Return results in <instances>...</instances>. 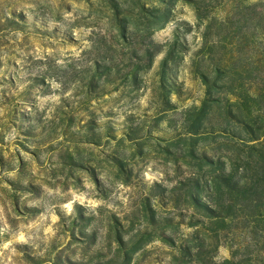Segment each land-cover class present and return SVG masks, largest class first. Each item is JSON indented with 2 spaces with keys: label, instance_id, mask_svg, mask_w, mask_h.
Wrapping results in <instances>:
<instances>
[{
  "label": "rangeland",
  "instance_id": "374dc122",
  "mask_svg": "<svg viewBox=\"0 0 264 264\" xmlns=\"http://www.w3.org/2000/svg\"><path fill=\"white\" fill-rule=\"evenodd\" d=\"M259 87L264 0H0V264H264Z\"/></svg>",
  "mask_w": 264,
  "mask_h": 264
},
{
  "label": "trees",
  "instance_id": "16d2710c",
  "mask_svg": "<svg viewBox=\"0 0 264 264\" xmlns=\"http://www.w3.org/2000/svg\"><path fill=\"white\" fill-rule=\"evenodd\" d=\"M256 94L254 96H252L251 98L252 99H261L263 104H264V87H259L256 89ZM263 128H264V125H263ZM264 158V156H263ZM259 165V164H258ZM257 169V175H256V178H257V181H258V184L260 183L261 184V188H262V191L264 192V159L262 161V164L261 166H254L252 168L250 167H247L246 168V173H249V172H253L254 169ZM262 215L264 216V212H262Z\"/></svg>",
  "mask_w": 264,
  "mask_h": 264
}]
</instances>
